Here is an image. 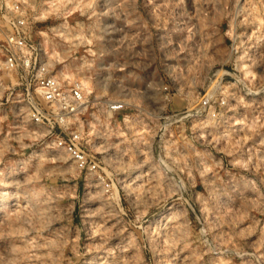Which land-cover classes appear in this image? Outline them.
Wrapping results in <instances>:
<instances>
[{
	"label": "clouds",
	"instance_id": "clouds-1",
	"mask_svg": "<svg viewBox=\"0 0 264 264\" xmlns=\"http://www.w3.org/2000/svg\"><path fill=\"white\" fill-rule=\"evenodd\" d=\"M193 4L194 11L185 0H0V29L11 26L19 33L37 21L62 20L51 29L52 37L35 47L4 33L12 55L0 60V69L7 74L22 70L33 91L15 110V126L8 125L6 134L9 115L0 112V161L9 153L32 151L16 167L0 169V189H12L0 191V197L13 201L0 207V264H72L73 257L81 254L79 230L62 222L65 208L74 206L64 200L75 189L57 180L78 173L85 156L51 135L43 123L49 117L65 130L76 125L89 151L103 156V171L113 181L108 185L101 177L105 207L92 204L100 197L85 192L84 215L103 214L107 224L113 218L110 202L116 199L117 183L135 196L133 218L123 223L117 219L111 228L86 229L90 242L83 255L103 252L86 264H144V251H152L157 240L160 252L166 254L165 264H174L185 250L189 255L180 264H199L205 257H209L206 264H232L233 257L241 264H264V226L254 220L253 226L242 227L247 213L220 210L235 209L242 202L264 212V193L259 191L264 176L257 174L264 169V51L253 56L245 42L238 43L231 62L240 75L235 85L225 88L220 77L231 73L224 72L222 62L210 52L214 41L205 31L226 17L233 27L253 25L249 40H264V0H193ZM158 27L167 30L154 32ZM35 35L47 37L40 30ZM57 36L63 43L49 50L47 45ZM80 49L85 54L76 57ZM199 88L208 93L203 99ZM171 89L189 101L180 119L181 124L192 121L191 136L176 138L159 124L160 113L175 99ZM4 91L6 85L0 84V96ZM90 107L95 110L84 134L79 117ZM121 108L134 110L131 117L125 116V127L114 126L109 119ZM254 136L259 137L257 143L248 147ZM222 144L236 170L230 191L216 187L223 161L208 152L220 150ZM95 167L89 165L93 171ZM181 173L196 174L215 189L208 207L202 206L198 226L178 203L188 191ZM205 199L196 194L202 205ZM165 205L158 219L146 220L152 209ZM256 228L258 239L246 242ZM171 253L175 254L167 255Z\"/></svg>",
	"mask_w": 264,
	"mask_h": 264
},
{
	"label": "rangeland",
	"instance_id": "rangeland-1",
	"mask_svg": "<svg viewBox=\"0 0 264 264\" xmlns=\"http://www.w3.org/2000/svg\"><path fill=\"white\" fill-rule=\"evenodd\" d=\"M243 2V0H241ZM186 6H188L193 11L195 10L193 0H185ZM76 15H79L78 13ZM71 20V18H69ZM242 19V18H241ZM62 20H57L55 18H50L48 20L44 21H37L35 25H30L29 30L32 36V39L36 42L44 40L46 38L52 37L51 29L56 27L58 24H61ZM170 26V25H169ZM253 25L245 24L240 27H233L230 25L229 18H221L218 23L216 24L215 28H205V31H207L212 40L214 41L213 48L210 49L211 51L215 52V59L220 60L223 64L224 72L231 73V75H226L224 78L223 86L226 88L229 85H234V78L235 75H240V72L237 71L234 64L231 62L233 60V49L237 47L238 43L241 41L245 42L246 47H249L250 55L255 56L258 52L264 51V40L258 41L255 38H252L249 40L248 38L251 36ZM37 30H40L42 32L47 33V37H37L35 35V32ZM167 28H156L153 29L154 32L158 31H166ZM239 38V39H238ZM63 43L61 41L60 37L57 36L54 39H51V42L47 45L49 50L54 44ZM83 49L77 50L75 52V56L79 57L81 55H84ZM62 65H58L60 67ZM221 65L217 64L216 67L219 68ZM234 77V78H232ZM0 84L6 85V91H4L3 96H0V112L8 113L9 120L6 122L5 125V134L7 133V126L13 125L15 126V110H17L22 104H25L21 99V92L19 91L18 87H12V85L9 83V77L0 70ZM231 91H235V88L231 89ZM198 95L201 99L205 97L208 93L204 88L197 89ZM172 95L175 97V99L168 104V106L160 113L158 117V121L160 125H164L169 133H171L174 137L179 138L181 135L183 136H191V120H184L183 124H181V117L184 116L188 111V104L189 101L182 99L179 96H176L175 90L171 89ZM94 95V93H93ZM262 96H264V93H261ZM91 100V97L89 98ZM234 103V101H233ZM200 105L197 104V107ZM94 108H88L87 113L79 117V120L84 125L83 127V133L87 134L88 128L86 121L89 119L91 112H93ZM217 110H219V106L217 105ZM134 114V110L131 108H124L122 110L115 111L112 116L109 118L110 122L115 126L119 125L120 127H125V116L131 117ZM34 123V121H33ZM46 126V125H45ZM48 127V126H47ZM51 128L50 126L48 127ZM78 128L76 125H73L71 129ZM63 129V128H62ZM61 128L56 127L51 132L52 136H56L58 134H61V131H63ZM68 132L69 130H64V132ZM243 135V133H241ZM264 135V133H262ZM159 139V137H157ZM259 137L254 136L250 138L247 142V146L251 147L252 145L256 144ZM86 151L89 154L94 155L99 164V168L97 171H83L79 170L78 173H74L70 178L64 179L61 177L57 180V184H66L70 188H74L75 192L73 195L69 196L64 200L65 205H74V206H68L65 208L66 216L63 219V223L67 225L70 228L78 229L79 230V236H80V248H81V254L78 256L73 257L72 264H86V261L90 260L92 257L95 256H101L103 255V252H91L88 255H83L84 245L86 242L89 241V232L86 231V229H90L93 226L96 228H100L101 226L109 227L111 228L114 224L117 223V219L121 220V223L128 220L129 218H133L132 213V206L133 201L135 200V196H129L124 188L122 187V184L117 183L114 188V192L116 193V199L114 201H111V208L113 210V218H109L107 221V224H105V217L102 214L101 216H96L94 218H89L86 215H84V209L87 207V204L85 203V192H89L94 197H100L99 199L91 201L92 204L105 207L106 206V197H102L100 194L103 192V188L101 187V177H105L106 183L108 185L113 184V181L110 179H107V173L103 171L104 164L101 162L103 160V156L100 153H92L89 151L90 145L87 143V141H83ZM18 147V145H14ZM200 146L199 144L197 145ZM224 149V145L222 144L220 146V150H217L215 148H209L208 152L214 156L217 160L223 161V166L219 168L217 171L219 172V180L216 183V187L223 186L224 189L231 190L232 185L236 183V181L232 180V177L236 175V170L232 168V166L229 164V160L231 159L230 156L226 155ZM30 148H25L23 150L18 151L15 155H12L9 153L8 157H6L3 161H0V169H12L16 167V162L20 159H22L24 156L31 154ZM71 163V161H69ZM98 173V174H97ZM258 175L264 176V169H261ZM132 175H135V172L132 173ZM245 176L250 175V173H244ZM180 178H183L185 180V183L188 187V191L184 195V201L178 202L180 203L181 207H184L188 210L189 218L191 219L193 226H198L200 223V219L203 218V212H202V206L208 207L209 199L213 196V193L215 189L210 186L209 184H206L203 182L199 176L196 174H193L192 177H188L187 174L181 173ZM191 180V183L188 181ZM145 183L147 180L144 181ZM0 191H7L11 192L12 189H0ZM259 191L261 193H264V186H261ZM199 193L206 199L203 201V205L196 200V194ZM108 195H111L109 193ZM133 197V198H132ZM13 201L10 198H4L0 197V207H3L5 205H9ZM169 205L172 203V201L168 202ZM238 207L235 209H220L223 210H229V211H235L239 212L241 214L247 213L244 215V218L241 222V226H253V221H258L261 226H264V212L260 210H251L246 205H243L242 202H237ZM167 207V205L164 206V208L159 209H152L148 216L146 217V220L151 221L154 219H158L161 212L164 211V209ZM107 211V208H106ZM116 213H119V217L116 216ZM94 221V225H93ZM91 222V223H90ZM100 222V223H99ZM103 222V223H101ZM113 223V224H112ZM160 227V226H157ZM224 231H228L227 227V221L225 222ZM260 235L259 229L256 228L252 235L247 237L246 242H253L258 239ZM96 241L100 240V236H96ZM112 242L110 241V244ZM161 241H156V247L153 248L152 251L145 250L143 253V261L144 264H165L164 261V255L159 250V245ZM178 251V249H177ZM190 250H185L184 252L180 253L179 259L177 262L175 261L174 264H180V260L182 261L185 256L189 255ZM261 252H264V248H261ZM175 253L167 254V255H174ZM66 255L72 256L71 251L66 252ZM183 257V258H182ZM209 260V257H205L204 261H200L199 264H206V262ZM191 264V262H189ZM232 264H241V261L238 257L232 258Z\"/></svg>",
	"mask_w": 264,
	"mask_h": 264
},
{
	"label": "built area",
	"instance_id": "built-area-1",
	"mask_svg": "<svg viewBox=\"0 0 264 264\" xmlns=\"http://www.w3.org/2000/svg\"><path fill=\"white\" fill-rule=\"evenodd\" d=\"M0 15H3V13H0ZM12 33L14 35H17L20 39V43L26 46H31V47H35L40 41L36 42L32 39L29 27L27 28V30L25 31H21L19 33L16 32V29L9 26L3 29H0V60H6L7 57L12 55V50L9 48V44H8V39L7 36L4 35V33ZM22 55V53H21ZM34 56L37 55L36 52L33 53ZM38 63V62H37ZM2 70L8 77H9V83L12 85V87H18L19 91L21 92V99L24 103H27L26 98L28 97L29 93L33 91V89L29 86V84L25 81V77L23 74V71L21 70L19 72V74L17 73H12V74H7L6 70L4 69H0ZM226 75L221 76L220 77V82L223 84L224 82V78ZM238 75H235L234 78V85L237 83V78ZM73 85H69V87H72ZM227 88V86H226ZM73 95H75V93H73ZM124 108H121L119 110H122ZM47 110H45V116H47ZM34 123H36L34 121ZM44 125L46 126H50V130L51 132L53 131V129H55L56 127H59L62 129V126L58 123H55L51 120V118L49 117L48 119L44 120ZM63 130V129H62ZM65 130V129H64ZM61 131V134L56 135L55 137L60 141V143L67 147V148H71L73 150H77L79 152L80 155L85 156V161L83 162V167L80 168V170L83 171H93L89 168V165H92L93 163H95L96 167L94 171H97L99 168V164H98V160L97 158L92 155L89 154L86 151L84 142L80 139V132L78 128L75 129H67L69 130L68 132H64Z\"/></svg>",
	"mask_w": 264,
	"mask_h": 264
},
{
	"label": "bare ground",
	"instance_id": "bare-ground-1",
	"mask_svg": "<svg viewBox=\"0 0 264 264\" xmlns=\"http://www.w3.org/2000/svg\"><path fill=\"white\" fill-rule=\"evenodd\" d=\"M133 198V197H132ZM91 223V222H90ZM100 223V222H99ZM101 223H103V222H101ZM113 224V223H112ZM189 253V252H188ZM186 257V256H185ZM183 258V257H182ZM181 261V260H180ZM177 262V261H176ZM175 263V262H174Z\"/></svg>",
	"mask_w": 264,
	"mask_h": 264
}]
</instances>
